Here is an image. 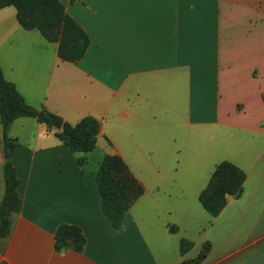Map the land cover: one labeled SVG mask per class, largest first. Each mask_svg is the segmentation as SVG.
<instances>
[{
    "label": "crops",
    "instance_id": "0c3cea01",
    "mask_svg": "<svg viewBox=\"0 0 264 264\" xmlns=\"http://www.w3.org/2000/svg\"><path fill=\"white\" fill-rule=\"evenodd\" d=\"M61 2L89 35L85 57L61 60L10 6L0 67L29 105L71 125L99 120L97 147L80 164L45 124H12L22 208L0 237V264H188L207 246L200 264H264V0ZM107 155L144 187L120 231L96 181ZM5 162L0 120V203ZM222 162L246 181L213 217L199 195ZM62 225L82 230V250L58 246ZM182 239L193 244L185 254Z\"/></svg>",
    "mask_w": 264,
    "mask_h": 264
},
{
    "label": "trees",
    "instance_id": "16d2710c",
    "mask_svg": "<svg viewBox=\"0 0 264 264\" xmlns=\"http://www.w3.org/2000/svg\"><path fill=\"white\" fill-rule=\"evenodd\" d=\"M13 6L17 11L20 25L27 31L37 30L49 42L58 43L61 60L75 63L82 60L90 46L89 35L71 18L61 0H0V10ZM34 118L45 124L50 132L63 142L73 153H81L80 164H84L86 155L97 147L100 122L86 117L78 124L71 125L60 116L46 109H37L27 103L16 86L8 82L0 67V120L3 128L5 146L4 182L5 192L0 203V237L11 233L12 217L22 208L18 193L19 179L12 162L13 150L17 139L10 136L12 124L20 118ZM64 129L61 132V129ZM101 194V207L115 230L123 228L126 214L139 197L144 194L143 185L134 177L125 161L117 155H107L101 163L96 176ZM246 174L230 162L218 164L207 187L199 195L204 209L217 217L225 208L228 196L239 198L244 191ZM177 233V228H171ZM74 240L77 249L82 250L85 237L80 228L62 225L56 232L58 246ZM189 240H181V252L185 254L191 247ZM208 246L188 264H200L206 257Z\"/></svg>",
    "mask_w": 264,
    "mask_h": 264
},
{
    "label": "rangeland",
    "instance_id": "374dc122",
    "mask_svg": "<svg viewBox=\"0 0 264 264\" xmlns=\"http://www.w3.org/2000/svg\"><path fill=\"white\" fill-rule=\"evenodd\" d=\"M154 218L156 219V215H154ZM196 232V230L194 231V233ZM198 234V230H197V233H196V235ZM195 240H199V238L198 237H196L195 238Z\"/></svg>",
    "mask_w": 264,
    "mask_h": 264
},
{
    "label": "water",
    "instance_id": "95a60500",
    "mask_svg": "<svg viewBox=\"0 0 264 264\" xmlns=\"http://www.w3.org/2000/svg\"><path fill=\"white\" fill-rule=\"evenodd\" d=\"M60 131H61V132H63V131H64V129L62 128Z\"/></svg>",
    "mask_w": 264,
    "mask_h": 264
}]
</instances>
